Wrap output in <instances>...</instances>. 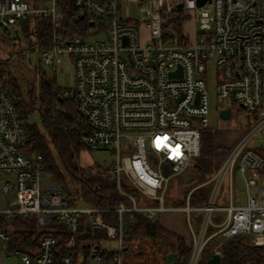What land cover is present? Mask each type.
<instances>
[{
    "label": "built area",
    "instance_id": "obj_1",
    "mask_svg": "<svg viewBox=\"0 0 264 264\" xmlns=\"http://www.w3.org/2000/svg\"><path fill=\"white\" fill-rule=\"evenodd\" d=\"M177 17L185 18L180 32L172 26ZM189 17L196 24L193 36L184 28ZM25 22L34 38L36 22L47 27V46H37L42 65L54 71L64 57L71 60V90L62 95L75 101L81 141L91 150L104 147L111 156L106 168L84 171L82 178L108 177L128 203L93 206L78 197L71 204L56 182L41 186L42 155L25 152L26 126L0 82V172L13 174L1 192L6 197L15 193L0 215L11 219L34 213L35 232L53 222L67 233V249L57 259L58 234L51 232L40 236L35 253L13 247L2 250L5 256H17L19 264H76L78 249L84 246L76 236L85 220L118 244L109 257L92 250L91 258L98 264H120L123 214L153 218L168 210L163 201L170 177L200 156L199 126L208 123L205 74L210 66L216 71L221 109L234 101L254 121L227 153L216 150L208 202L179 207L187 214L190 231L187 264H197L204 244L213 237L218 245L234 236L264 245V0H0V27L13 35ZM258 135L260 143L251 147ZM236 174L245 190L243 204L232 202ZM225 177L229 201L216 205ZM127 185L145 202L139 204L124 189ZM192 209L203 212L197 231L190 224ZM110 210L118 213L115 224L101 215ZM214 211L223 212L218 223L212 222ZM209 224L216 229L205 234ZM9 239L0 228V250ZM214 252L220 254L217 247Z\"/></svg>",
    "mask_w": 264,
    "mask_h": 264
},
{
    "label": "trees",
    "instance_id": "obj_2",
    "mask_svg": "<svg viewBox=\"0 0 264 264\" xmlns=\"http://www.w3.org/2000/svg\"><path fill=\"white\" fill-rule=\"evenodd\" d=\"M184 20L185 18L183 17L175 18L172 22L173 29L180 32ZM36 23L39 25L35 33L36 37L34 42H30L29 46L32 47L35 44L40 48L46 47L48 44L47 27L41 22ZM22 31L26 36H29L27 22L23 24ZM18 33L20 32L18 31ZM16 45L17 48L15 50H21L18 44ZM6 61V64L9 63V58ZM39 77V85L44 92L46 102L41 101L40 104L35 105L34 102L30 103L22 99L21 87L10 73L7 75L14 98L18 100L19 104L27 105L31 110L36 109L39 115L40 126L35 124L26 126L28 139L25 152L27 154L32 152L40 153L42 155L43 171L50 173L53 178L62 180L65 183L61 168L73 185L74 194L77 197H81L84 204L114 207L121 201L128 203L127 199L118 193L114 183L108 177L94 175L87 180L82 178L84 171L99 172L102 168L99 165L83 167L78 163L80 152L90 148L80 138L81 124L76 114L75 101L73 98H65L62 95L63 88L59 87L54 79L45 81L43 76L39 75ZM29 96H32L31 92H29ZM253 119L254 116L247 113L245 127H250L253 124ZM201 141L200 156L196 157L190 165L193 172L187 180L184 195L176 200L178 202L177 206H184L186 203L190 206H199L206 203L208 193L206 185L209 183L198 185L209 179L213 170L212 156L214 146L211 143L210 132L203 131ZM255 149L263 150L262 147ZM228 150V148H225L224 154ZM263 169L262 173H264ZM131 190L134 191L133 189ZM66 198L69 203H74L70 192ZM140 200L141 203L145 202L143 198H140ZM101 215L105 221L113 224L117 223L118 213L116 211H104L101 212ZM122 223L124 227L122 248L131 247L134 240L138 237L156 239L159 233L171 234V232L162 228L156 219L144 218L140 213L133 215L124 213ZM35 225L36 215L34 213L25 217L15 216L11 219L0 215V228L10 234V239L7 242L8 246L12 248L19 247L29 254H33L38 250L40 236L48 232L58 234V241L54 251V258L57 259L58 253L67 249L64 244L67 235L66 231L57 223H52L51 225L42 226L40 231L35 232ZM102 236H104L102 231L92 229L84 220L76 239L79 240L82 237L100 238ZM171 246H173L171 249L177 251L176 264H187L190 248L185 246L184 240L180 236H176V245ZM216 247L220 251L221 264H248L252 261L264 262V245L248 237L234 236L219 245L216 237L208 240L201 250L197 264H206V260L213 254ZM77 249L75 248V250ZM80 249L83 251L84 248ZM80 249H78V252ZM86 255L87 253H85Z\"/></svg>",
    "mask_w": 264,
    "mask_h": 264
},
{
    "label": "rangeland",
    "instance_id": "obj_3",
    "mask_svg": "<svg viewBox=\"0 0 264 264\" xmlns=\"http://www.w3.org/2000/svg\"><path fill=\"white\" fill-rule=\"evenodd\" d=\"M195 25L194 19L189 17L184 27L189 36L194 35ZM18 30L21 33V37L17 39L15 43H13L11 42L12 34H10L8 30L0 27V82L4 84L13 101L18 103V100L14 98L11 92V86L8 83L7 75L9 73L12 77H14L15 81L21 87L22 99L26 102H34L35 105L40 104L41 101L46 102L44 92L39 85V75L43 76L45 81L54 79L59 87L63 88V90L70 91L73 80L71 60L64 57L61 62L57 64L54 71L48 66L42 65L39 60V50L37 49V46L35 44H33L32 47L29 46L30 42H34V37L31 34L26 36L25 33H23L21 27H19ZM16 44H18V47L21 48V50H15L17 48ZM7 58H9L10 62L6 64ZM205 78L206 90L208 93V123L199 126V128L202 132L208 131L211 134V143L214 146V154L212 158L214 159V156L217 155V149L222 150V153L224 154V147L230 149L235 141L245 131L244 127L246 124L245 120L247 112H244V109H242L236 102L231 101L229 103V118L225 120L221 119L219 116V110L221 109L222 105L215 92L216 71L214 66L208 67ZM29 92L32 93L31 97L29 96ZM17 109L25 126L32 124L40 126L39 115L36 109L31 110L27 105L19 103L17 105ZM255 138L256 140L253 139L250 143L251 147L255 146V144H258L261 141L260 135ZM110 160L111 156L107 151H105L104 147H101L98 150L86 148L80 152L78 163L83 167L89 165H99L101 168H106ZM190 165L179 174L170 177L163 201V205L169 209L159 211L153 217L165 230L171 228L173 230L176 229L175 233H159L156 239L145 237L136 238L131 247L120 251V257L122 258L121 262L123 264H161L162 255L173 248L171 245H176V236H180L184 240L185 246L190 245V231L186 225L187 214L185 211L179 209V207L182 206H177L178 202H176L179 197L184 195L187 180L193 172V169ZM60 170L64 175V179L66 181L65 183H63L62 180L53 178L50 173L43 171L41 175V186L47 184L49 181H54L61 187L64 196L66 197L70 192L72 198L74 199V203H76L78 197L76 194H74L73 185L69 181L68 176L64 173V171L61 168ZM213 171L214 161L212 173ZM11 177H13V174L11 173L0 172V209L5 208L7 203H11L15 199V193H10L6 197V195L1 192L3 182ZM206 183H209L206 185V187H208L206 202H208L213 183L208 182L207 179L198 186ZM241 184L242 183L239 180V176L236 174L235 185L233 186V195L240 196L243 194L244 190ZM124 189L133 193L138 203L141 204V197L138 193L132 191L129 185H127ZM228 201V177H225L219 186L215 204L226 205L228 204ZM189 215L190 224L192 228L197 231L202 223L203 212L201 210L192 209L190 210ZM211 219L213 223L220 222L223 219V212L214 211L212 213ZM52 223L53 222H49L46 225H51ZM215 229L216 227L214 224H209L205 234H208L211 231L213 232ZM101 244L104 247L111 249H115L117 246L116 240L114 238H110L109 242L102 241ZM161 246L162 248H160ZM137 254H143V256L139 257ZM248 264H264V262L252 261Z\"/></svg>",
    "mask_w": 264,
    "mask_h": 264
},
{
    "label": "crops",
    "instance_id": "obj_4",
    "mask_svg": "<svg viewBox=\"0 0 264 264\" xmlns=\"http://www.w3.org/2000/svg\"><path fill=\"white\" fill-rule=\"evenodd\" d=\"M224 148H226V147H224ZM243 190H244V187H243ZM232 202L234 204H243L245 202V190H244L243 194L240 195V196L239 195H237V196L234 195V198H233ZM167 230L170 231L171 233H175V231H176V229L173 230L172 228L171 229H167ZM109 239L110 238H107V237H104V236H102L100 238H84V237H82L81 238L82 244H84V246L82 248H84L85 250L84 249H83V251L81 249L79 250V252H78V254L76 256V264H98L91 258L92 250L100 251L103 254L104 257H108V256L112 255L116 251V249L118 248V244H117L115 249L104 247L101 244L102 241H104V242L108 241L109 242ZM11 248L12 247H9L7 243L4 244L1 247V250H0V264H19V259H18L17 256H14V255L5 256L3 254V252H2L3 249H11ZM124 249H126V248H122V250H124ZM172 251H176V250L170 249V251H168V252H172ZM85 253H87L86 256H85ZM163 255H162V263L161 264H166L165 261L163 260ZM137 256L142 257L143 254H137ZM121 259L122 258L120 257V260ZM120 264H123V263L120 262Z\"/></svg>",
    "mask_w": 264,
    "mask_h": 264
},
{
    "label": "water",
    "instance_id": "obj_5",
    "mask_svg": "<svg viewBox=\"0 0 264 264\" xmlns=\"http://www.w3.org/2000/svg\"><path fill=\"white\" fill-rule=\"evenodd\" d=\"M201 2L203 0H200ZM181 8V4H178L176 6V9L179 10ZM92 24V23H91ZM14 36L18 37V30L14 29ZM178 69L181 70V67L178 66ZM174 74V72H171V75ZM219 116L221 119L225 120L228 119L230 116V108H224L219 110ZM165 171H168V165L165 164L164 166ZM163 260L166 264H176L177 261V252L172 251L168 252L163 255ZM206 264H221V256L218 252H213V254L206 260Z\"/></svg>",
    "mask_w": 264,
    "mask_h": 264
},
{
    "label": "flooded vegetation",
    "instance_id": "obj_6",
    "mask_svg": "<svg viewBox=\"0 0 264 264\" xmlns=\"http://www.w3.org/2000/svg\"><path fill=\"white\" fill-rule=\"evenodd\" d=\"M20 37H21V34L20 33H18V37H15V36L12 35L11 36V38H12L11 42L15 43L16 40L19 39Z\"/></svg>",
    "mask_w": 264,
    "mask_h": 264
}]
</instances>
